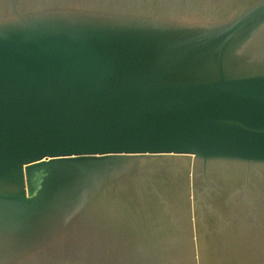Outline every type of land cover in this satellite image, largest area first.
<instances>
[{
	"label": "water",
	"instance_id": "water-1",
	"mask_svg": "<svg viewBox=\"0 0 264 264\" xmlns=\"http://www.w3.org/2000/svg\"><path fill=\"white\" fill-rule=\"evenodd\" d=\"M0 264H264V0H0Z\"/></svg>",
	"mask_w": 264,
	"mask_h": 264
}]
</instances>
